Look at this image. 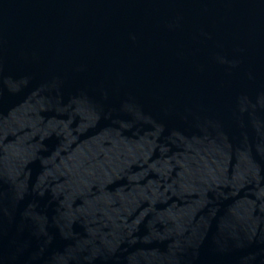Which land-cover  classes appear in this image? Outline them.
I'll return each instance as SVG.
<instances>
[{"label": "water", "instance_id": "95a60500", "mask_svg": "<svg viewBox=\"0 0 264 264\" xmlns=\"http://www.w3.org/2000/svg\"><path fill=\"white\" fill-rule=\"evenodd\" d=\"M0 165L264 264V0H0Z\"/></svg>", "mask_w": 264, "mask_h": 264}]
</instances>
